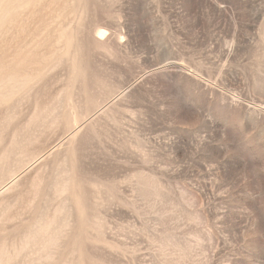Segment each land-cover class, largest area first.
Listing matches in <instances>:
<instances>
[{
    "label": "rangeland",
    "instance_id": "obj_1",
    "mask_svg": "<svg viewBox=\"0 0 264 264\" xmlns=\"http://www.w3.org/2000/svg\"><path fill=\"white\" fill-rule=\"evenodd\" d=\"M0 264H264V0H0Z\"/></svg>",
    "mask_w": 264,
    "mask_h": 264
},
{
    "label": "bare ground",
    "instance_id": "obj_2",
    "mask_svg": "<svg viewBox=\"0 0 264 264\" xmlns=\"http://www.w3.org/2000/svg\"><path fill=\"white\" fill-rule=\"evenodd\" d=\"M101 35H102V33H101ZM20 165V164H19ZM15 169V168H14Z\"/></svg>",
    "mask_w": 264,
    "mask_h": 264
}]
</instances>
